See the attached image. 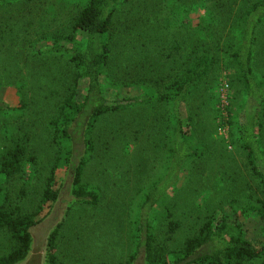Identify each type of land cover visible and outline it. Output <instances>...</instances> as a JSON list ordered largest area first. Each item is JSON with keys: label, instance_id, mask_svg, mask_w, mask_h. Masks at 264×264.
Here are the masks:
<instances>
[{"label": "trees", "instance_id": "obj_1", "mask_svg": "<svg viewBox=\"0 0 264 264\" xmlns=\"http://www.w3.org/2000/svg\"><path fill=\"white\" fill-rule=\"evenodd\" d=\"M248 1L243 10L236 9L233 1L217 0L218 12L209 10L210 17L196 26L160 21L150 27L149 21H142L146 28L139 33L140 44L123 69L124 84L142 91L109 99L103 80L113 53L108 36L117 14L133 0H80L76 5L67 0H0V79L14 85L19 94L15 108L0 101V231L9 232L16 242L0 254V264H14L26 256L33 228L50 213L48 210L40 217L46 205H53L59 198L53 174L63 155L76 171L73 195L80 202H98L95 188L83 180L84 164L97 150L86 135L97 131L100 119L123 113H136L133 131L137 140L146 133L152 137L158 128L166 150L165 175L144 190L143 208L147 211L165 205L168 198L167 238L172 239L182 227L187 230L179 251H170L166 242L158 241L169 240L149 234L143 241L147 264H249L264 258V245L258 248L241 233L230 234L231 216L211 201L215 187L198 171L207 168L201 166V160L221 154L214 138L218 124L213 89L224 51L232 84L239 87L232 96L233 102L239 101V126L232 133V141L245 153L246 175L250 176L235 177L242 179L238 183L247 184L249 193H243L246 190L242 185L234 198L225 196L228 200L224 205L230 206L237 220L240 216L264 220V72L255 63L258 30L264 24V0ZM227 26L235 31L234 40L222 47L216 39L223 37L220 28ZM212 29H219L215 42ZM78 31L86 33L85 44L66 46L77 41ZM45 40L52 43L41 46ZM81 81L86 86L82 98L77 93ZM108 83L115 85L114 77ZM157 106L164 109L157 119L145 113ZM231 110L227 123L234 126L237 123ZM35 117L41 118L39 124L34 122ZM73 125L82 131L84 126V151L80 155L86 154L74 165ZM39 126L44 130L42 136H47L45 143L38 140ZM62 134L68 137V145L62 143ZM42 145L41 153L38 149ZM52 148L57 162L46 173L43 158ZM29 163L32 180L25 178ZM181 172L185 182L178 187ZM225 180H214L215 186L228 185ZM169 188L174 190L172 194L166 191ZM158 215L160 224L162 212ZM62 226L60 223L50 237V264H65L55 252ZM147 227L152 232V218ZM140 244L126 264L135 263Z\"/></svg>", "mask_w": 264, "mask_h": 264}, {"label": "rangeland", "instance_id": "obj_2", "mask_svg": "<svg viewBox=\"0 0 264 264\" xmlns=\"http://www.w3.org/2000/svg\"><path fill=\"white\" fill-rule=\"evenodd\" d=\"M67 1L75 5L76 2H80V0ZM216 1L133 0L131 5L124 8V10L121 9L108 36L112 44L113 53L110 67L106 69L107 78H103L106 84L104 88L105 96L109 99H121L125 96L137 95L142 91L136 86H126L123 77V69L127 64L128 58H132V55L135 54V46L140 44H138V41L141 40L139 33L146 28L145 22L142 21H149L150 27L160 21L161 23H164V21L172 23L180 21L183 24L196 26L207 16L210 17L209 10H213L214 13L218 12V8L215 6ZM220 1L223 3L233 1L236 9L243 8V10L247 8L249 2L248 0ZM129 8L130 11H128ZM218 30L212 29V42H215V32ZM220 30V33H224V35H222V38L217 37L216 40H219L220 45L225 47L229 41L234 40L233 33L235 31H232L228 26L220 28ZM258 36L255 63L257 68L264 72V24L259 27ZM85 42L86 33L78 31L77 41L73 42V44L72 42L65 44L66 46L76 47L84 45ZM51 43L52 40H45L41 43V46L50 45ZM226 58V53L222 51L219 63L221 69L219 68L218 70L217 84L213 89L214 110H212L215 112V119L218 124L214 132V138L216 141L215 145L216 147L217 145L219 146L221 154L201 160V166L207 168L205 171L199 168L198 171L204 179H207V183L210 186L215 187V190L213 189L215 195L211 201L218 206L221 205L222 209L225 208V211L231 216L230 234L241 233L258 248H261L264 245V220L260 217L244 218L243 216H240V220H237L230 206L224 205L226 203L224 200L227 199L226 195H229L228 199H231L236 196V191L242 185L244 189L247 188L246 183H238L242 179L236 178L237 180H235L236 176L247 174L245 166L246 155L232 141V133L236 132L239 126L238 121L236 122L239 115L236 109H239V101L238 103L233 102L232 96L239 87L232 84V71L227 68ZM111 76L114 77L115 85L107 84L109 79L112 78ZM233 83L235 82L233 81ZM85 91V82L81 81L77 90L80 98L85 95ZM0 101L12 108L17 107L19 103L18 89L3 79H0ZM230 110L237 123L234 126L227 123L230 120ZM163 111V108L161 109L157 106L156 108L148 109L145 113L157 119ZM142 115L140 114L139 117ZM135 117H137L136 113H123L116 117H102L103 119L98 122L97 131L93 132L92 135L87 132L86 139L91 137L97 150L94 155L89 159L87 158V162L84 164L83 180L90 187L95 188L100 198L96 204L77 200L71 204V207H68L62 222L63 226L57 236V248H55L60 261L65 264H126L130 256L135 253L136 244L141 242L139 255L135 259V263L133 262L137 264L145 253L146 248L143 245V241L149 234L151 236L154 234L155 238L158 236L160 239L169 240L156 239L166 242V246L170 251H179L187 236L186 228L182 227L175 232L172 239L167 238L166 224L168 220L165 217V209L166 206L170 207L171 202L168 201V198L165 201V205L159 204L154 209L150 208L147 211L146 208H143L144 190L148 189L162 174L163 176L165 175L167 158L158 128L153 131L152 137H147L146 133L145 136H140L139 140L136 139V134L133 131V129L135 130V123L133 122ZM129 120H131L130 123H126ZM37 121L40 123L41 118L38 117L37 119L35 117L34 122L39 124ZM162 124H164V120H162ZM71 130L76 141L75 156L72 161L74 165L77 161L81 162L86 155L84 153L80 155V152L84 151L82 137L85 131L84 126L82 131V129H77L76 125H73ZM43 131L42 127L39 126V129H37L40 135L38 140L45 143L47 136H42ZM62 135V143L64 145L67 143L68 145V137L64 134ZM113 136H119L118 140L110 141ZM42 148L43 145L38 149L41 153L43 152ZM57 157L53 148L44 156V170L46 173L53 170ZM58 162L59 165L55 167L53 174V184L55 189L60 192L63 191V193L59 195V197L61 196L60 202L57 203V200L53 205L51 203L47 204L44 213L40 216H44L48 210H50L48 216L52 213L48 219V224L45 226L46 229L52 227L59 220L70 198L69 186L65 185L73 167L66 160V154L65 156L63 155L62 161ZM179 176L180 180L176 186L182 187L185 182L184 172H181ZM246 177V179L250 178L247 175ZM25 178L33 179V170L30 163L27 166ZM223 179H226L225 181L228 180V185L225 183V186H215L216 182L214 180L223 181ZM171 190L172 188H169L166 191L172 194L174 190ZM245 190L244 194L249 193L248 189ZM202 201L199 200V202ZM184 210L186 209L184 208ZM161 212L162 217L160 218L163 221L159 224L157 217ZM185 217V214L182 215V219H185ZM150 218H152V232L147 227ZM15 243L9 232L6 230L0 231V254L10 250V247L15 245ZM249 264H264V258L252 261Z\"/></svg>", "mask_w": 264, "mask_h": 264}, {"label": "water", "instance_id": "obj_3", "mask_svg": "<svg viewBox=\"0 0 264 264\" xmlns=\"http://www.w3.org/2000/svg\"><path fill=\"white\" fill-rule=\"evenodd\" d=\"M76 178V171H70V176L66 185L69 186V201L66 203V207L62 216L59 220L53 224L50 228H45L48 224V219L52 215V213L41 223L36 225L34 229V233H32V243L30 248L26 254V256L17 261L14 264H50L49 262V247H50V237L55 229L59 226L60 223L63 222V219L66 215L67 209L71 204L78 199L73 195V185ZM59 199V198H58ZM45 228V229H44ZM137 264H147L146 253L143 254V257L138 260Z\"/></svg>", "mask_w": 264, "mask_h": 264}, {"label": "flooded vegetation", "instance_id": "obj_4", "mask_svg": "<svg viewBox=\"0 0 264 264\" xmlns=\"http://www.w3.org/2000/svg\"><path fill=\"white\" fill-rule=\"evenodd\" d=\"M72 171V170H71ZM65 186H67V185H65ZM65 186H64V188H65ZM62 193H63V191H61L60 192V194L62 195ZM60 200H61V196L59 197V199H58V201H57V203H59L60 202Z\"/></svg>", "mask_w": 264, "mask_h": 264}]
</instances>
